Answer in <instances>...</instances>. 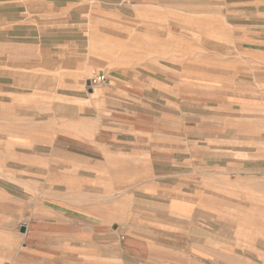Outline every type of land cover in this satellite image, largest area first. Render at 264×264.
Returning <instances> with one entry per match:
<instances>
[{
	"label": "crops",
	"instance_id": "0c3cea01",
	"mask_svg": "<svg viewBox=\"0 0 264 264\" xmlns=\"http://www.w3.org/2000/svg\"><path fill=\"white\" fill-rule=\"evenodd\" d=\"M0 143L3 264H264V0H0Z\"/></svg>",
	"mask_w": 264,
	"mask_h": 264
},
{
	"label": "rangeland",
	"instance_id": "374dc122",
	"mask_svg": "<svg viewBox=\"0 0 264 264\" xmlns=\"http://www.w3.org/2000/svg\"><path fill=\"white\" fill-rule=\"evenodd\" d=\"M141 21L142 23L144 22V17L143 14L141 16ZM146 18V17H145ZM175 18V17H174ZM176 19V18H175ZM174 19V21H175ZM163 22L164 19L162 18H158V22ZM160 31H163L160 30ZM173 45H172V52H171V56L169 57L168 62L166 63V65L168 67H170L173 71L175 72H200L201 70V65H202V61L199 60L198 54H197V45L196 44H189L187 45V41L184 35H186V33L188 34V31L185 29H177V28H173ZM184 34V35H183ZM159 36V33L157 34ZM154 40V39H152ZM95 39H94V47H96L97 49H102V42H98L95 43ZM146 42V41H145ZM157 45H162V41H160L159 39L157 40ZM143 47V46H142ZM149 48V46H148ZM132 52V50H131ZM142 54H141V62L145 63L149 60V56L148 54L144 53L143 49L141 50ZM123 54L125 53L124 51L122 52ZM133 54L131 53V61H133ZM122 63V62H121ZM119 63L117 62L116 65H118ZM111 69V68H110ZM110 69H95V71L91 72L88 75V78L93 77L95 74L98 73H104L105 75H108L109 73H111L112 71H110ZM82 79L81 84L84 85L85 84V79L82 77L80 78ZM94 98H99V95L96 94L94 96ZM5 144L0 143V149L3 148H7L8 145L5 147ZM1 151V150H0ZM5 161L3 157H0V183L1 181L5 180ZM32 194V193H31ZM34 195L36 196L35 192ZM0 200H2V198H0ZM8 239V238H7ZM5 240L6 238L4 236H0V246H3L5 244ZM3 255V254H2ZM0 264H3V261L0 262Z\"/></svg>",
	"mask_w": 264,
	"mask_h": 264
},
{
	"label": "built area",
	"instance_id": "2783aa9c",
	"mask_svg": "<svg viewBox=\"0 0 264 264\" xmlns=\"http://www.w3.org/2000/svg\"><path fill=\"white\" fill-rule=\"evenodd\" d=\"M107 78L104 74H95L91 80L89 81L90 87H98L101 86L102 84L106 83Z\"/></svg>",
	"mask_w": 264,
	"mask_h": 264
},
{
	"label": "water",
	"instance_id": "95a60500",
	"mask_svg": "<svg viewBox=\"0 0 264 264\" xmlns=\"http://www.w3.org/2000/svg\"><path fill=\"white\" fill-rule=\"evenodd\" d=\"M22 232H24L25 231V228H22V230H21Z\"/></svg>",
	"mask_w": 264,
	"mask_h": 264
}]
</instances>
